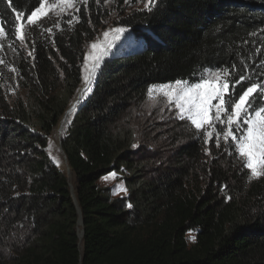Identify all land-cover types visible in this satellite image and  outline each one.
<instances>
[{
    "label": "trees",
    "instance_id": "1",
    "mask_svg": "<svg viewBox=\"0 0 264 264\" xmlns=\"http://www.w3.org/2000/svg\"><path fill=\"white\" fill-rule=\"evenodd\" d=\"M12 4L25 13V39L15 36L7 0L0 2V21L13 31L0 38V264H264V177L250 178L220 126V147L215 135L205 145L190 126L171 163L148 172L154 160L139 156L122 120L149 85L181 74L187 80L236 63L261 80L264 0H160L153 12L119 11L133 43L104 61L60 139L74 193L48 140L107 11L88 0L78 20L44 16L31 25L36 0ZM111 172L123 177L125 195L99 184Z\"/></svg>",
    "mask_w": 264,
    "mask_h": 264
},
{
    "label": "snow or ice",
    "instance_id": "2",
    "mask_svg": "<svg viewBox=\"0 0 264 264\" xmlns=\"http://www.w3.org/2000/svg\"><path fill=\"white\" fill-rule=\"evenodd\" d=\"M77 2L79 0H56L55 4H49L46 8V0H36L39 6L31 10L27 21L35 25L37 20L47 16L49 11H57L58 15H63L68 9L75 8ZM104 2L108 3V0ZM129 2L130 0H124L125 4ZM87 3L88 0H82L81 7ZM159 3L160 0H144V10L153 12ZM7 8L11 9L9 15L15 14L14 21H9L15 24V36L23 41L25 36L22 33L24 25L21 23V18L25 13L17 11V8L13 7L12 0H7ZM75 11L79 13L80 8H75ZM73 19L78 20V16H73ZM68 23L71 24L72 20L69 19ZM5 27L6 25L0 21V37L10 38L13 31L8 29L6 32ZM220 30L221 28L217 27L216 31ZM122 37L125 40L132 39L127 27L117 26L105 30L104 39L93 42L90 45L92 51L83 54L84 68L87 70V75L83 77L86 85L85 99L91 93V85L103 69L105 57L112 52L116 42ZM29 55L31 56L32 53L29 52ZM240 63L243 64L244 70L248 69L247 63L243 61ZM261 67H264V64ZM254 75L255 73L251 71L243 74L237 64L233 63L231 68L221 67L211 72L204 70L199 77H196L194 72L187 80L183 79L181 74V78L175 79L174 82L169 80L165 83L151 84L148 86L147 95L150 99L163 97L169 104H174L179 113L178 118L190 121V125L196 129L197 138L203 135L205 145L215 135L216 146L220 147L221 136L214 127L219 125L223 141L234 149V153L242 161V167L250 171V178L258 179L264 177V82H261L264 80V74H261V80L253 82ZM236 76H239V79H235ZM192 79H199V83H191ZM244 82L250 86L246 89L237 87ZM214 100L218 103L214 104ZM207 129L213 131L209 132ZM205 153L211 154L207 147ZM128 207L131 208L132 205L129 204ZM191 238L195 239V237Z\"/></svg>",
    "mask_w": 264,
    "mask_h": 264
},
{
    "label": "rangeland",
    "instance_id": "3",
    "mask_svg": "<svg viewBox=\"0 0 264 264\" xmlns=\"http://www.w3.org/2000/svg\"><path fill=\"white\" fill-rule=\"evenodd\" d=\"M56 0H46V8L49 4H55ZM82 3V0L76 3L75 8H79V5ZM94 4H99L102 9L107 11V17L103 20L101 27L96 31L94 37L85 45V53H90L92 51L90 45L93 42L102 41L103 32L112 27L120 26L117 22L119 21V11H131L133 9H139L144 7V0L138 2L134 5L122 3L118 4L117 0H108V3H105L104 0H94ZM86 6V5H83ZM120 6V7H119ZM75 8L68 9L63 15H58L57 11H49L46 17L58 22L61 19H64L65 16L73 17L75 16ZM44 17V16H42ZM40 17V18H42ZM39 18V19H40ZM23 33V28H22ZM1 38V37H0ZM133 43L131 40H125L123 37L120 41L116 42V45L113 47L112 52L105 57V60L111 56L119 49L123 48L124 45H131ZM213 70H208L211 72ZM87 75V70L84 68V60L81 67V82L80 85L72 99L70 105L63 112L59 118L56 126L54 127L49 140L47 151L52 159V161L58 166V168L64 172L67 176L69 184L72 187H75V179L73 173L66 172V159L62 152L60 146V139L63 133L66 131L69 126L73 114L75 112L78 101H83L85 99V81L84 76ZM199 83V82H198ZM92 87V85H91ZM213 103H218V101H213ZM210 115L212 113L210 112ZM179 113L176 110L174 104H169L166 98L158 97L157 99H150L147 95L139 105H134L128 112L125 113V116L122 120L128 122L134 133V145H137L136 150H140L141 153L139 156H143L145 153V158H151L154 160L156 167L147 165L146 170L152 172L158 167H165L171 162V156L177 146L183 144L186 139L189 137V127L190 121L185 119L178 118ZM195 128L194 126H191ZM215 127V125H214ZM213 129H210L209 132H212ZM143 156V160H145ZM153 162V161H149ZM249 171V170H248ZM251 176V173L249 171ZM99 184L108 188L111 191V194L115 196H123L127 193V187L124 182L123 177L120 173L111 172L108 175L102 177L99 180Z\"/></svg>",
    "mask_w": 264,
    "mask_h": 264
},
{
    "label": "bare ground",
    "instance_id": "4",
    "mask_svg": "<svg viewBox=\"0 0 264 264\" xmlns=\"http://www.w3.org/2000/svg\"><path fill=\"white\" fill-rule=\"evenodd\" d=\"M66 172L69 174L71 172L70 168L68 167V165L66 164ZM70 189H71V193H74V188L72 187V185L70 184ZM78 237L79 239L81 238V229H80V222H78Z\"/></svg>",
    "mask_w": 264,
    "mask_h": 264
}]
</instances>
